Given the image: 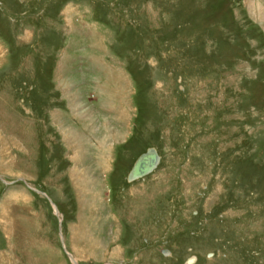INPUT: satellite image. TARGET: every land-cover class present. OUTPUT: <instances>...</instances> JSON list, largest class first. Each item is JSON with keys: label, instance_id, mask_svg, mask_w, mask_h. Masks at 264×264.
<instances>
[{"label": "rangeland", "instance_id": "1", "mask_svg": "<svg viewBox=\"0 0 264 264\" xmlns=\"http://www.w3.org/2000/svg\"><path fill=\"white\" fill-rule=\"evenodd\" d=\"M0 264H264V0H0Z\"/></svg>", "mask_w": 264, "mask_h": 264}, {"label": "water", "instance_id": "2", "mask_svg": "<svg viewBox=\"0 0 264 264\" xmlns=\"http://www.w3.org/2000/svg\"><path fill=\"white\" fill-rule=\"evenodd\" d=\"M159 159L160 155L154 147L147 148L134 161L127 173V180L131 181L152 172L158 165Z\"/></svg>", "mask_w": 264, "mask_h": 264}, {"label": "bare ground", "instance_id": "3", "mask_svg": "<svg viewBox=\"0 0 264 264\" xmlns=\"http://www.w3.org/2000/svg\"><path fill=\"white\" fill-rule=\"evenodd\" d=\"M158 154H159V153H158ZM157 166H158V165H157ZM157 166H156V167H157ZM156 167L154 168V170L156 169ZM154 170H153V171H154ZM153 171H152V172H153ZM152 172H150V173H152ZM150 173H148V174H146V175H144V176H141V177H139V178H136V179H134V180H131V181H135V180L141 179V178H143V177L149 175ZM131 181H130V182H131Z\"/></svg>", "mask_w": 264, "mask_h": 264}]
</instances>
